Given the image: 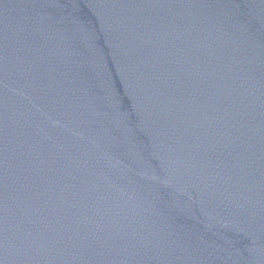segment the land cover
Masks as SVG:
<instances>
[{"label": "water", "instance_id": "95a60500", "mask_svg": "<svg viewBox=\"0 0 264 264\" xmlns=\"http://www.w3.org/2000/svg\"><path fill=\"white\" fill-rule=\"evenodd\" d=\"M0 264H264V0H0Z\"/></svg>", "mask_w": 264, "mask_h": 264}]
</instances>
